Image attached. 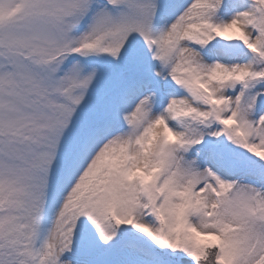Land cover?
<instances>
[{"label": "snow or ice", "instance_id": "obj_1", "mask_svg": "<svg viewBox=\"0 0 264 264\" xmlns=\"http://www.w3.org/2000/svg\"><path fill=\"white\" fill-rule=\"evenodd\" d=\"M0 264H264V0H0Z\"/></svg>", "mask_w": 264, "mask_h": 264}]
</instances>
